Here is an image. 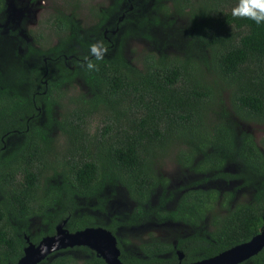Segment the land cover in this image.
Returning <instances> with one entry per match:
<instances>
[{
	"label": "trees",
	"instance_id": "1",
	"mask_svg": "<svg viewBox=\"0 0 264 264\" xmlns=\"http://www.w3.org/2000/svg\"><path fill=\"white\" fill-rule=\"evenodd\" d=\"M112 1L94 12L102 27L94 42L106 49L101 59L68 45L74 37L86 45L73 7L69 14L57 9L49 19L57 44L36 34V42L22 44L23 52L14 49L9 70L0 68V264H17L28 245L26 235L39 243L64 219L72 232L104 226L116 234L119 219L105 223L77 214L74 198L101 197L117 185L136 203L127 226L157 219L193 229L176 235V242L155 235L141 242L117 236L126 264H178L180 252L183 263L202 260L264 228V150L247 125L252 119L264 122V24L234 17L237 0H172L171 7L167 0ZM146 1L154 3L147 7ZM196 4L199 12L183 53L150 50L133 65L115 52L122 31L146 32L151 23L164 24L171 11L184 15ZM5 5L0 0V13ZM112 26L117 33L110 41L103 28ZM89 61L96 65L92 70ZM77 80L92 96L81 100V107L68 108L67 90ZM101 109L109 111L110 123L98 138L88 131V120ZM55 125L65 129L72 152L62 160V188L44 189L41 177L49 166L57 167L49 161L55 156L50 152ZM175 145L180 165L200 175L179 193L168 187L160 169V157ZM232 181L245 192L238 196L219 186ZM32 218L45 224L35 235H29ZM40 264L107 263L89 247L75 246ZM240 264H264V249Z\"/></svg>",
	"mask_w": 264,
	"mask_h": 264
},
{
	"label": "rangeland",
	"instance_id": "2",
	"mask_svg": "<svg viewBox=\"0 0 264 264\" xmlns=\"http://www.w3.org/2000/svg\"><path fill=\"white\" fill-rule=\"evenodd\" d=\"M134 1V0H132ZM112 0H6L5 9L0 13V68L5 71L9 70L11 66L8 60H14L13 51L18 49L23 52L25 48L22 46L24 43L36 42V34L41 33L50 39L52 43L57 44L58 37L53 36V29L50 28V17L56 12L57 9H63L68 14L76 7L79 11L78 21L83 26L80 32L86 42L82 45L79 38H72L69 42L70 47L77 48L80 54H90V45L99 39L101 26L97 25L100 20L99 17L94 15L96 10L108 9ZM153 2V1H151ZM151 2H144L145 6H149ZM154 3V2H153ZM168 7L172 6V0L164 2ZM235 2L233 3V6ZM128 7L129 3L124 4ZM198 6L195 5L193 11L185 12L184 15H178L175 11H171L170 15H165L162 20L164 24L154 25L151 23L152 28L146 32L138 29H130L122 31L116 38L119 43V48L115 52H122L130 64H139L140 58L148 51L154 50L156 52L167 53H183L185 46L189 43V35L193 30L192 21L196 14H198ZM117 29L115 26L111 28H103L104 37L112 41L116 35ZM95 38H94V37ZM44 39H41L43 41ZM120 50V51H119ZM208 60L205 59V63ZM210 75V74H209ZM82 76V74H79ZM14 77V75H12ZM82 80H77L71 85L67 93V99L64 104L68 108L81 107L84 98L92 96V92L85 86ZM225 99L229 104V92H225ZM79 101L78 103L73 102ZM61 113V109L59 110ZM61 115V114H60ZM109 111L101 109L100 112L95 113L89 118L91 124L88 125V131L93 136L99 135L110 123L107 119ZM59 117V116H58ZM248 127L252 130L256 137V141L260 148L264 150V122L252 121L247 122ZM54 132L51 133L53 138V152L49 161H55L57 167L49 166L47 171L41 177L44 189L56 187L62 188V177L60 172L63 170L62 160L64 157H70L72 150H67L68 135L59 125L53 127ZM19 140V139H17ZM178 146L175 145L169 149L168 153L160 157V169L162 174L168 178V187L174 192H181L187 187H193L192 183L200 179V175L192 173L188 169H184L176 158ZM61 161H60V160ZM59 163L57 164V161ZM213 184V183H212ZM220 188L225 191H233V194L241 195L245 192L243 188L237 185L236 181L228 183H220ZM64 190V189H62ZM154 197V196H153ZM75 207L76 212L91 214L94 217H99L103 222L107 223L112 221L113 217L119 219L122 227L118 229L116 235L121 239H131L136 242L147 240L151 235L164 240H173L176 242V235L190 233L192 228L179 222L150 220L143 222L138 227H129L126 225V217L132 211L136 204L130 198L128 190L117 185L114 187H107L101 197L76 196ZM157 202V201H155ZM64 203V201L62 202ZM176 202L172 203V207ZM65 204V203H64ZM74 205V204H73ZM45 229V224L39 218H32L29 225V235H35L39 231ZM171 240V241H172Z\"/></svg>",
	"mask_w": 264,
	"mask_h": 264
},
{
	"label": "water",
	"instance_id": "3",
	"mask_svg": "<svg viewBox=\"0 0 264 264\" xmlns=\"http://www.w3.org/2000/svg\"><path fill=\"white\" fill-rule=\"evenodd\" d=\"M66 223L67 219H64L56 226L54 234L43 237L39 243H34L26 235L28 245L24 248V254L17 264H40L55 252L75 246L89 247L102 256L107 264H126L121 259L118 237L110 229L104 226H89L72 232L66 227ZM263 249L264 228L250 240L202 260L183 263L184 253L180 252L178 264H240L251 259Z\"/></svg>",
	"mask_w": 264,
	"mask_h": 264
},
{
	"label": "clouds",
	"instance_id": "4",
	"mask_svg": "<svg viewBox=\"0 0 264 264\" xmlns=\"http://www.w3.org/2000/svg\"><path fill=\"white\" fill-rule=\"evenodd\" d=\"M234 17H246L254 21L257 25L264 24V0H237L231 8ZM91 53L96 59H101L106 51L102 42L97 41L90 45ZM89 70L96 67L91 61L86 64Z\"/></svg>",
	"mask_w": 264,
	"mask_h": 264
}]
</instances>
